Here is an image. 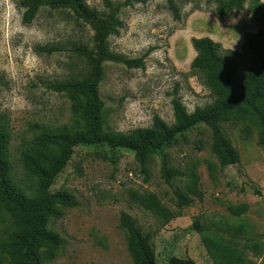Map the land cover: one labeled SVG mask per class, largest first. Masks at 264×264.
<instances>
[{"label": "rangeland", "instance_id": "1", "mask_svg": "<svg viewBox=\"0 0 264 264\" xmlns=\"http://www.w3.org/2000/svg\"><path fill=\"white\" fill-rule=\"evenodd\" d=\"M86 1L106 14L105 0ZM167 1L134 2L120 10L123 28L110 38V49L128 59H144L145 67L104 64L100 93L109 131L149 128L157 116L173 124L174 98L190 112L213 103V93L191 68L197 56L194 38L210 37L223 53L232 51L241 79L248 72L247 39L264 29V0H249L244 11L225 20L216 16L208 0H175L181 21L174 19ZM93 35L92 28L68 10L45 7L26 24L18 0H0V119L11 133L14 180L28 194H34L35 179L25 170L22 153L41 132L77 124L71 101L53 85L78 77L84 64L72 48L92 46ZM54 48L60 50L49 52ZM223 129L240 153L237 165L221 166L205 125L153 155L148 175L131 150L77 147L52 191H69L78 205L51 220L50 228L65 242L44 264H133L120 225L123 212L150 236L158 264H168L173 257L217 264L205 246L208 237L237 248L246 264H264V148L249 123H225ZM164 159L182 173L171 183L162 175ZM178 190L190 199L189 206H179ZM196 221L203 232L193 228ZM14 225L11 214L0 207V258L1 244Z\"/></svg>", "mask_w": 264, "mask_h": 264}, {"label": "trees", "instance_id": "2", "mask_svg": "<svg viewBox=\"0 0 264 264\" xmlns=\"http://www.w3.org/2000/svg\"><path fill=\"white\" fill-rule=\"evenodd\" d=\"M152 0H126L114 4L105 0L106 14L91 7L86 0H18L23 10V22L31 24L40 10H68L89 25L93 32L92 46L75 44L72 52L84 64L78 77L59 81L53 89L65 94L71 101L76 116L75 126H62L38 134L30 150L22 153V162L27 173L35 179L34 194H28L13 177L10 160L11 133L0 119V207L11 214L15 225L8 230L1 244L0 264H44L45 258L53 259L64 245L61 235L50 228L52 219L64 216L63 209L78 205L76 197L67 190L52 191L55 179L71 161L77 147H108L128 149L135 153L136 160L148 175L147 163L164 146L186 139V134L200 125L211 130L212 152L221 166L237 165L241 161L238 149L223 129V124L246 122L258 132L259 144L264 148V29L249 35L247 48L251 62L243 79L232 51L223 53L222 46L210 37L194 38L193 48L197 56L192 62V71L201 75L204 85L214 95V101L190 112L181 99L172 101L174 123L168 124L157 116L149 128H138L129 133L109 131L105 125V103L100 87L105 77L104 64L114 62L129 68H144V59H128L116 55L109 46L112 36L123 28L119 18L123 6L135 3L146 4ZM189 1V0H186ZM215 5V14L220 20L245 10L249 0H208ZM258 1V0H257ZM168 6L176 21L181 13L175 0ZM60 49H50L49 52ZM162 175L167 183L182 175L163 160ZM179 206H189L190 199L183 191H176ZM121 228L126 232L127 245L133 264H158L151 238L145 235L137 221L123 212ZM193 228L203 232L196 221ZM205 246L214 255L217 264H246L245 256L223 240L208 237ZM168 264H195L192 259L173 257Z\"/></svg>", "mask_w": 264, "mask_h": 264}]
</instances>
